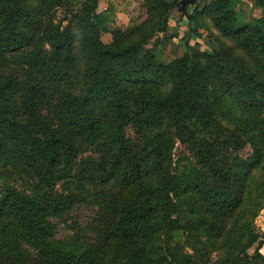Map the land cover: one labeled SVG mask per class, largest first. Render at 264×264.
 <instances>
[{
    "label": "trees",
    "instance_id": "1",
    "mask_svg": "<svg viewBox=\"0 0 264 264\" xmlns=\"http://www.w3.org/2000/svg\"><path fill=\"white\" fill-rule=\"evenodd\" d=\"M181 1L142 0L144 19L113 29L99 0H0V264H153L149 246L173 210L175 142L204 172L185 186L217 231L212 247L264 264L247 253L264 235L237 247L234 224L244 193L234 157L248 145L258 163L264 153V0H249L263 12L250 23L240 0H198L185 16ZM182 16V55L164 60L157 49L177 40ZM200 29L212 54L189 45ZM81 207L90 221L58 238ZM185 246L197 250L186 239L163 261L198 260Z\"/></svg>",
    "mask_w": 264,
    "mask_h": 264
},
{
    "label": "rangeland",
    "instance_id": "2",
    "mask_svg": "<svg viewBox=\"0 0 264 264\" xmlns=\"http://www.w3.org/2000/svg\"><path fill=\"white\" fill-rule=\"evenodd\" d=\"M69 2V6L72 9H78L84 0H69ZM234 10L240 22L245 23H250L260 18L263 13L259 7L249 0L236 1ZM132 14H135V12L133 11ZM64 16L63 10L58 13L59 19H63ZM65 25L66 23L64 26ZM124 26L126 28L130 25L126 24ZM114 28L118 29L121 27L116 25L113 29ZM186 28L187 19L182 16L177 40L167 46L161 43L157 49L163 52L164 60L170 61L182 55L180 39L185 36ZM199 34V38L195 36L191 37L189 45L208 54H212L216 51L217 45L214 43L211 35L204 29H200ZM101 39L104 43L108 44L111 42L112 36L110 33H102ZM12 73L14 74L16 71L12 70ZM227 102L230 105V102ZM130 134L132 133L130 132ZM255 150L256 148L248 145L244 151L238 153L234 157V167L236 170L239 168L240 171L234 178L236 177V180L242 183L241 185L244 191L243 203L239 211V219L234 223L240 224L244 232L243 237L239 236L235 240L237 247L242 246L250 232L260 235L264 234V153L261 155L262 161L258 163L260 155L259 152L256 153ZM87 155L92 156V153H87ZM241 167L242 169L240 170ZM166 170H168V164H166ZM169 172L171 176L176 178L174 187L176 191L172 195L173 210L168 216L160 218V228L155 236L154 245L152 244L149 246V249H153V246L155 248V253L151 256L154 260L153 264H169L163 261V259L164 256L168 254L169 250L176 245L174 233L177 231L182 232V245L184 240L188 239L190 244L197 246V250L185 246L184 253L182 254L184 256H196L199 253L198 258L203 259V261L199 259L193 260L188 264H242L238 256V250L228 252L222 248L223 244H216L212 247L217 237V231L214 229L212 231L210 223L212 221L201 211L200 200H197L195 195L187 192L188 190L185 186L186 183L188 184L190 181L193 182V178L197 175H202L204 172L197 166L190 151L177 142H175L173 148ZM92 216L93 214L90 210L83 207L78 208L71 215L66 224L62 223L59 225L58 238L66 239L74 233V226H85ZM204 221L207 223H204ZM170 226L173 230L170 229ZM231 226H233V224ZM188 233L192 234L189 236ZM233 241L234 240L231 241V244ZM254 247L255 245L248 249L247 253L249 255L251 251L254 250ZM196 251H198V253Z\"/></svg>",
    "mask_w": 264,
    "mask_h": 264
},
{
    "label": "crops",
    "instance_id": "3",
    "mask_svg": "<svg viewBox=\"0 0 264 264\" xmlns=\"http://www.w3.org/2000/svg\"><path fill=\"white\" fill-rule=\"evenodd\" d=\"M142 0H99V11H111L116 15V24L118 27L125 28L124 25H135L144 19V15L140 12ZM135 14H132V12ZM112 26H109L111 29ZM116 26V25H115ZM128 27V26H127ZM264 223V222H263ZM264 231V224H263ZM264 235V234H263ZM258 250L259 254L264 258V242L260 247L255 245L254 250L251 251L252 256Z\"/></svg>",
    "mask_w": 264,
    "mask_h": 264
},
{
    "label": "water",
    "instance_id": "4",
    "mask_svg": "<svg viewBox=\"0 0 264 264\" xmlns=\"http://www.w3.org/2000/svg\"><path fill=\"white\" fill-rule=\"evenodd\" d=\"M198 0H182L180 2V8H179V13H181L183 16L187 14V9L191 6H195L197 4ZM182 237V232L177 231L174 233V241L175 244L182 243L183 239Z\"/></svg>",
    "mask_w": 264,
    "mask_h": 264
}]
</instances>
